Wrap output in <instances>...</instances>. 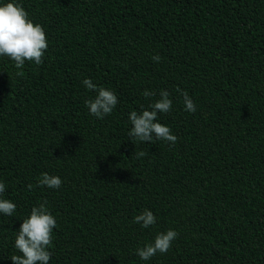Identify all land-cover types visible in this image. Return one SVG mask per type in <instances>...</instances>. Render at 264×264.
Returning a JSON list of instances; mask_svg holds the SVG:
<instances>
[{
  "label": "trees",
  "instance_id": "16d2710c",
  "mask_svg": "<svg viewBox=\"0 0 264 264\" xmlns=\"http://www.w3.org/2000/svg\"><path fill=\"white\" fill-rule=\"evenodd\" d=\"M16 2L48 49L23 77L0 57V198L17 206L0 213V264L44 200L57 221L49 264H264V0ZM84 79L117 95L104 119ZM162 89L172 108L157 122L175 144L131 140L129 114ZM43 173L61 187L37 186ZM145 210L146 229L133 222ZM170 229L166 254L135 255Z\"/></svg>",
  "mask_w": 264,
  "mask_h": 264
},
{
  "label": "clouds",
  "instance_id": "9594fccd",
  "mask_svg": "<svg viewBox=\"0 0 264 264\" xmlns=\"http://www.w3.org/2000/svg\"><path fill=\"white\" fill-rule=\"evenodd\" d=\"M48 49V39L44 28L34 23L23 8L22 4L11 0V2L0 5V57H8L14 62L18 70L16 76L23 77L22 69L26 62L41 65L44 55ZM153 61L160 62L159 55L152 57ZM83 85L96 95L85 101L90 115L97 119H104L113 112L118 104L117 95L113 90L104 87L97 88L90 79H84ZM180 93L184 102V110L195 113L196 105L186 91L176 90ZM142 95L145 98L152 97L153 92L145 90ZM160 99L148 105L141 112L132 111L129 121L132 125L128 136L137 142H149L163 140L172 145L177 137L171 133V129L158 121V114H167L171 111L172 100L166 90L159 93ZM145 153L140 151L137 158L143 157ZM59 176L43 173L38 178L39 187L59 189L62 185ZM31 190L33 185L29 184ZM5 192V184L0 182V196ZM47 201L40 202L31 209L30 216L23 220L15 237L14 246L19 255L10 257L12 264H49L52 253L53 230L57 227V221L47 207ZM16 205L8 199L0 198V213L11 217L16 211ZM143 228H148L156 223V217L150 210H145L133 218ZM178 237L175 230L158 233L154 241L138 248L135 252L141 260L148 261L157 253L166 254L171 248L172 242Z\"/></svg>",
  "mask_w": 264,
  "mask_h": 264
}]
</instances>
